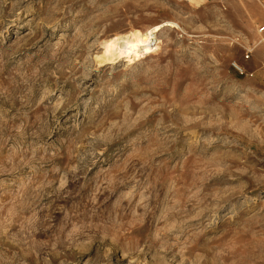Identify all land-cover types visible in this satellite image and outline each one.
Returning a JSON list of instances; mask_svg holds the SVG:
<instances>
[{"label":"rangeland","instance_id":"374dc122","mask_svg":"<svg viewBox=\"0 0 264 264\" xmlns=\"http://www.w3.org/2000/svg\"><path fill=\"white\" fill-rule=\"evenodd\" d=\"M258 27L264 0H0V264H264Z\"/></svg>","mask_w":264,"mask_h":264},{"label":"bare ground","instance_id":"6f19581e","mask_svg":"<svg viewBox=\"0 0 264 264\" xmlns=\"http://www.w3.org/2000/svg\"><path fill=\"white\" fill-rule=\"evenodd\" d=\"M162 26L163 24L155 25L146 32L132 31L108 39L97 59L105 65H113L120 60L132 63L143 59L157 46L152 42H156L154 34L159 33Z\"/></svg>","mask_w":264,"mask_h":264},{"label":"built area","instance_id":"2783aa9c","mask_svg":"<svg viewBox=\"0 0 264 264\" xmlns=\"http://www.w3.org/2000/svg\"><path fill=\"white\" fill-rule=\"evenodd\" d=\"M174 1H180V0H174ZM258 34L261 37V43L264 46V27H258Z\"/></svg>","mask_w":264,"mask_h":264}]
</instances>
